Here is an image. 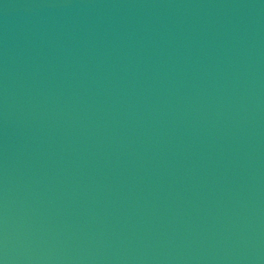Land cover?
<instances>
[{"label": "water", "instance_id": "1", "mask_svg": "<svg viewBox=\"0 0 264 264\" xmlns=\"http://www.w3.org/2000/svg\"><path fill=\"white\" fill-rule=\"evenodd\" d=\"M0 264H264V0H0Z\"/></svg>", "mask_w": 264, "mask_h": 264}]
</instances>
